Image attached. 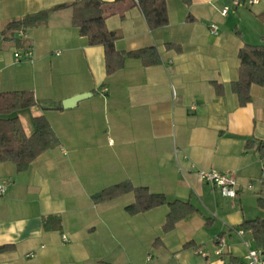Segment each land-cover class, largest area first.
<instances>
[{
    "label": "crops",
    "instance_id": "1",
    "mask_svg": "<svg viewBox=\"0 0 264 264\" xmlns=\"http://www.w3.org/2000/svg\"><path fill=\"white\" fill-rule=\"evenodd\" d=\"M74 1L0 0V92L33 91L39 104L19 112L26 134L45 115L60 141L26 171L0 163V179L11 181L0 195V246H14L0 253V264H248L244 240L257 244L251 231L241 237L236 230L245 219L264 218V158L247 147L264 140V84L251 87L246 105L231 84L240 49L264 44V0H167L169 24L157 29L138 5L121 0L106 19L120 34L117 49L156 46L162 62L128 59L111 75L105 47L80 34L71 8L5 33L12 20ZM27 49L33 60L17 61L15 53ZM78 95L85 97L64 106ZM201 169L234 173L238 196L202 181ZM125 180L197 212L165 231L167 205L131 214L134 192L93 200ZM219 236L227 243L221 256Z\"/></svg>",
    "mask_w": 264,
    "mask_h": 264
},
{
    "label": "trees",
    "instance_id": "2",
    "mask_svg": "<svg viewBox=\"0 0 264 264\" xmlns=\"http://www.w3.org/2000/svg\"><path fill=\"white\" fill-rule=\"evenodd\" d=\"M119 1L121 0H75L69 4L56 5L10 21L5 26V33L9 29L44 25L52 12L71 8L73 24L79 29L80 34L88 38L89 44L105 47L108 75L124 68L128 59H139L144 66L161 63L162 57L156 46L128 51L117 49L116 42L120 34L107 28L106 19L115 14L114 6ZM131 1L132 4L140 7L149 28L157 29L169 24L167 0ZM183 1L190 2V0ZM258 17L264 22V13H260ZM166 46L181 50L178 44L167 43ZM238 56L240 59L239 77L232 82L231 89L238 95L240 104L246 105L252 100L251 87L264 84V44H245ZM214 85L219 94L224 93L222 85L216 82ZM38 104L39 101L31 90L0 92V163L13 162L18 171H26L41 154L59 145V138L45 115L35 117L34 133L26 134L19 112ZM253 146H256L261 157L264 158V140L254 139L247 143V147ZM129 192L135 193V201L127 206L131 214L145 212L161 205L169 207L164 225L165 231L173 229L178 221L197 212L190 202L181 200L170 202L165 194L153 193L147 187L135 186L130 180L102 189L93 195V200L95 202L108 201ZM259 204L264 207V200L259 199ZM241 227L251 231L257 246L264 250V218L245 219ZM13 248L11 244L1 245L0 253Z\"/></svg>",
    "mask_w": 264,
    "mask_h": 264
},
{
    "label": "built area",
    "instance_id": "3",
    "mask_svg": "<svg viewBox=\"0 0 264 264\" xmlns=\"http://www.w3.org/2000/svg\"><path fill=\"white\" fill-rule=\"evenodd\" d=\"M261 0H248L249 5H256L259 4ZM234 5L238 6L241 4V0H234ZM231 8L229 6H226L222 9V14L227 15ZM219 25L217 23H212L210 26V31L213 34L219 33ZM59 54V52H57ZM15 57L17 61H23V60H33L34 53L32 49H27L23 52H16ZM107 88H104L102 90L103 93L107 92ZM264 171V170H263ZM199 178L211 184L214 188L219 189L223 195L236 198L238 196L239 191V185L236 176L232 172H222L216 169L211 170H199L198 171ZM10 180H4L0 179V195H4L7 191L8 186L10 185ZM253 185L250 184L249 188H252ZM237 233L239 236L243 237L246 233V230L242 227H239L237 230ZM65 238V237H64ZM245 245L248 248L247 251V263L248 264H264V250L257 245H253L250 240H244ZM227 247L226 240L224 236H219L217 238V244H216V254L218 256H221L225 253ZM203 255H205L204 252H201Z\"/></svg>",
    "mask_w": 264,
    "mask_h": 264
},
{
    "label": "water",
    "instance_id": "4",
    "mask_svg": "<svg viewBox=\"0 0 264 264\" xmlns=\"http://www.w3.org/2000/svg\"><path fill=\"white\" fill-rule=\"evenodd\" d=\"M84 97H85V95H78V96L73 97L72 99H70L68 101H64V106L65 107L73 106V104H75L77 101L83 99Z\"/></svg>",
    "mask_w": 264,
    "mask_h": 264
}]
</instances>
